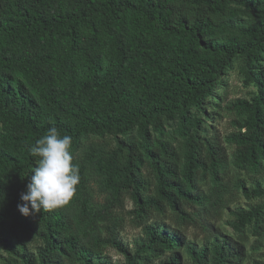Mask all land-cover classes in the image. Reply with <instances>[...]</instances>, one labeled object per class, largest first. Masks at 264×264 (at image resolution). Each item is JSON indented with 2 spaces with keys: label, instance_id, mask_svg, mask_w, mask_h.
<instances>
[{
  "label": "trees",
  "instance_id": "obj_1",
  "mask_svg": "<svg viewBox=\"0 0 264 264\" xmlns=\"http://www.w3.org/2000/svg\"><path fill=\"white\" fill-rule=\"evenodd\" d=\"M237 57L261 83L264 0H0V264H113L107 248L122 264H180L181 248L192 264H239L247 226L264 242L263 205L229 211L237 239L214 233L198 246L170 224L195 222L200 176L223 185L216 79ZM240 109L233 162L261 176L238 185L261 196L264 99ZM52 127L72 137L80 182L66 205L24 216L39 161L29 147ZM128 200L140 229L130 245Z\"/></svg>",
  "mask_w": 264,
  "mask_h": 264
},
{
  "label": "rangeland",
  "instance_id": "obj_2",
  "mask_svg": "<svg viewBox=\"0 0 264 264\" xmlns=\"http://www.w3.org/2000/svg\"><path fill=\"white\" fill-rule=\"evenodd\" d=\"M240 10L236 11V17H243ZM242 59L237 57L233 59L223 72L217 75L218 86L216 90L221 94V97H215L219 111L216 116L215 127L220 134V140L226 148L228 160L225 163L226 174L222 180L221 188H213V183L210 180L208 173L206 176H198V182L201 184V189L206 197L202 204L196 207H188L187 210L194 213L195 222L179 223L175 220L170 222L175 228L179 229L185 237L186 241H191L196 245L208 244L215 233L218 236H228L237 239V232L231 227L229 222L232 220L230 210L235 207H245L249 209L252 205H263L264 195L251 193L246 196L243 189L238 185L244 182L246 187H254L256 180L260 179L261 174L252 172L246 169H240L233 162L234 143L228 141L229 135L243 128L244 114L240 109V104H250L254 98L264 99V57L260 62L257 71L260 73L261 83H256L252 80H246L240 71L242 69ZM239 99V103L237 100ZM209 109V108H208ZM211 109V108H210ZM191 113L196 118H201L198 111L191 108ZM164 128L168 132H175L178 128L177 120H169L164 123ZM243 131V129H242ZM132 135H135L133 133ZM261 187L264 188V181H261ZM97 199H101L100 195H96ZM131 202L126 201L124 206V226L120 232L123 241L129 245L132 240L140 233V229L135 227L130 221L128 211L131 209ZM246 239L243 240V248L246 251L245 256L239 264H264V242L257 243V235L252 232L250 226L245 228ZM242 241V240H241ZM34 242L30 239L29 245ZM253 245L258 247L253 248ZM106 254L111 258L113 264H122L124 257L117 250L107 248ZM3 251L0 249V254ZM180 264H192L189 255L180 249Z\"/></svg>",
  "mask_w": 264,
  "mask_h": 264
},
{
  "label": "clouds",
  "instance_id": "obj_3",
  "mask_svg": "<svg viewBox=\"0 0 264 264\" xmlns=\"http://www.w3.org/2000/svg\"><path fill=\"white\" fill-rule=\"evenodd\" d=\"M72 137L61 136L55 127L29 147L30 155L39 157L26 191L20 193L17 205L24 216H35L41 210H53L66 205L80 182L79 167L73 163L70 151Z\"/></svg>",
  "mask_w": 264,
  "mask_h": 264
}]
</instances>
